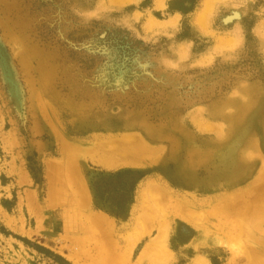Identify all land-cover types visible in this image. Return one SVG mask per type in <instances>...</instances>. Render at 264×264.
<instances>
[{
	"label": "rangeland",
	"instance_id": "obj_1",
	"mask_svg": "<svg viewBox=\"0 0 264 264\" xmlns=\"http://www.w3.org/2000/svg\"><path fill=\"white\" fill-rule=\"evenodd\" d=\"M261 245L264 0H0V264Z\"/></svg>",
	"mask_w": 264,
	"mask_h": 264
},
{
	"label": "bare ground",
	"instance_id": "obj_2",
	"mask_svg": "<svg viewBox=\"0 0 264 264\" xmlns=\"http://www.w3.org/2000/svg\"><path fill=\"white\" fill-rule=\"evenodd\" d=\"M210 1H212V0H210ZM240 17H241V14H240V12L239 11H237V10H234L233 12H231L230 14H228L224 19H223V22L225 23V24H229V23H231L232 21H234L235 19H240ZM38 55H40V54H38ZM40 57H41V55H40ZM43 57H41V59H42ZM45 60V59H44ZM43 62V61H42ZM47 63V62H46ZM40 64V63H39ZM46 67H47V65H46ZM45 67V68H46ZM41 69V68H40ZM43 69H44V67H43ZM47 71V70H46ZM40 72H41V70H40ZM45 72V71H44ZM48 72V71H47ZM46 73V72H45ZM45 75V74H44ZM43 101V100H42ZM250 108L249 107H247L246 108V111H243V112H241L240 113V115H241V117H240V119H239V124L245 119V116L248 114V112H247V110H249ZM140 144L139 143H136V144H134V147H136L137 149L138 148H140V146H139ZM125 149H127L128 151H130L131 149L128 147V146H125ZM124 150V149H123ZM65 152H66V150H64ZM127 152V151H126ZM260 184V182H258V185ZM262 184V183H261ZM257 185V184H256ZM259 186H261V185H259ZM257 188H258V186H257ZM181 205V204H180ZM232 207V206H231ZM75 208V207H74ZM87 208V207H86ZM229 208V207H228ZM78 209V208H77ZM74 210V209H73ZM237 212H235V213H232V214H236ZM93 214V213H92ZM90 216V215H89ZM231 216H233V215H231ZM99 217V216H98ZM101 219V218H100ZM106 219V218H105ZM102 221V220H101ZM105 222V221H104ZM107 225V224H106ZM80 229V228H79ZM82 229V228H81ZM85 233V232H84ZM88 233V232H87ZM73 237V236H72ZM83 241H85V240H83ZM87 241V240H86ZM90 243V242H89ZM154 244V243H153ZM151 245V244H150ZM100 246V245H99ZM149 246V245H148ZM152 246V245H151ZM151 246H149V247H151ZM263 246L264 245H261V247H256V249L255 250H257V249H259V250H263V249H261V248H263ZM90 247V246H89ZM88 247V248H89ZM148 247V249L147 250H149L150 248ZM258 250V251H259ZM146 252H148V251H146ZM264 253V252H263ZM91 256H93L94 257V259L93 260H99V261H97V262H99V264L102 262V260H104L105 259V257H104V259H103V257L102 258H100V256H96V255H91ZM91 256H89L90 257V259H92V257ZM120 256V255H119ZM86 257V256H85ZM101 260V261H100ZM110 260V259H109ZM199 260H202V259H199ZM86 261V260H85ZM113 261V260H112ZM115 261H116V259H115ZM117 261L118 262H120L118 259H117ZM197 262H198V260H196ZM195 261V262H196ZM206 261V260H205ZM94 262V261H93ZM107 262V261H106ZM105 262V263H106ZM114 262V261H113ZM112 262V264H114ZM104 263V262H103ZM102 263V264H103ZM108 263V262H107ZM199 263V262H198ZM198 263H196V264H198ZM205 263V262H204ZM207 264H208V261L206 262ZM260 263H263V262H260ZM91 264V263H90ZM120 264V263H119ZM200 264H203L202 262H200Z\"/></svg>",
	"mask_w": 264,
	"mask_h": 264
}]
</instances>
